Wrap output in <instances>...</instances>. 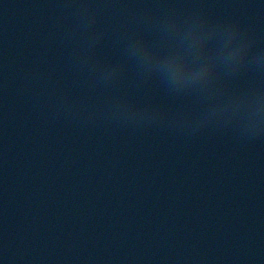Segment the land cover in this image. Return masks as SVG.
Here are the masks:
<instances>
[{
  "label": "water",
  "instance_id": "water-1",
  "mask_svg": "<svg viewBox=\"0 0 264 264\" xmlns=\"http://www.w3.org/2000/svg\"><path fill=\"white\" fill-rule=\"evenodd\" d=\"M0 264H264V0H0Z\"/></svg>",
  "mask_w": 264,
  "mask_h": 264
}]
</instances>
